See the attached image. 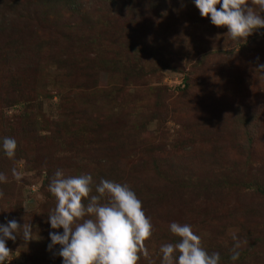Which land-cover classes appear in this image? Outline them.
<instances>
[{"label": "rangeland", "instance_id": "rangeland-1", "mask_svg": "<svg viewBox=\"0 0 264 264\" xmlns=\"http://www.w3.org/2000/svg\"><path fill=\"white\" fill-rule=\"evenodd\" d=\"M226 31L191 0H0V138L16 141L0 224L33 231L6 240L7 264H61L46 251L57 169L91 175L90 195L101 179L136 194L152 224L137 264H160L171 222L219 264H264V28Z\"/></svg>", "mask_w": 264, "mask_h": 264}, {"label": "clouds", "instance_id": "clouds-1", "mask_svg": "<svg viewBox=\"0 0 264 264\" xmlns=\"http://www.w3.org/2000/svg\"><path fill=\"white\" fill-rule=\"evenodd\" d=\"M191 2L201 18L207 16L212 25L225 27L228 39L236 43L264 28V0ZM255 70L264 77V64H257ZM15 149L14 138H0V153L5 157L13 158ZM12 174L19 180L15 170ZM6 180L0 173V183ZM91 184L89 174L65 176L60 169L55 171L48 184L55 206L47 215V223L50 229L62 231L48 232L46 251L58 245L53 255L61 258V264H137L141 256L147 258L144 241L152 234V224L136 194L126 184L101 179L95 186V194L90 195ZM28 203L25 202V207ZM168 230L177 241L160 245V264H219V253L206 252L200 236L189 224L171 222ZM18 232L24 242L33 240L29 223L19 226L12 219L0 224V264H7L10 254L6 240L15 241ZM232 240L229 260L235 262L240 257L241 241L235 234Z\"/></svg>", "mask_w": 264, "mask_h": 264}]
</instances>
